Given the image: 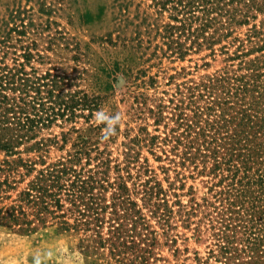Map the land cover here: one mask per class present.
<instances>
[{
	"label": "trees",
	"instance_id": "16d2710c",
	"mask_svg": "<svg viewBox=\"0 0 264 264\" xmlns=\"http://www.w3.org/2000/svg\"><path fill=\"white\" fill-rule=\"evenodd\" d=\"M148 6L172 54L205 49L224 65L164 90L147 108L162 134L142 127L117 155L115 136L102 139L103 125L91 120L98 97L39 50L0 34V227L73 231L115 264H159L158 249L184 235L179 226L205 242L203 254L193 250L180 264H264V0ZM144 147L164 160L163 176L141 159ZM197 175L208 176L207 194L183 202ZM181 251L187 246H174Z\"/></svg>",
	"mask_w": 264,
	"mask_h": 264
},
{
	"label": "rangeland",
	"instance_id": "374dc122",
	"mask_svg": "<svg viewBox=\"0 0 264 264\" xmlns=\"http://www.w3.org/2000/svg\"><path fill=\"white\" fill-rule=\"evenodd\" d=\"M148 4L149 0H0L2 38L9 39L16 48L29 45L33 52L39 50L53 64L65 68L80 88L98 97L97 110L124 114L122 126L109 142L114 155L142 127L150 134H162L161 125L155 130L147 108L164 90L170 92L175 84L224 65L221 55L212 58L205 49L190 52L183 59L172 54L167 40L154 31ZM59 129L55 126L53 132ZM140 151L141 159L147 157L158 176H163L158 166L164 160H157L147 147ZM153 151L160 154L159 149ZM59 153L51 150V155ZM207 178H187L183 191L192 184L194 192L183 194L181 200L186 202L193 195L201 201L210 184L203 181ZM176 232L184 235L177 237L175 245L158 249L164 258L159 264L189 262L184 257L192 256L193 250L204 253V241H194L191 233L179 226ZM174 246H187L188 251L174 255ZM37 260L40 264H115L106 250H91L73 231L20 233L0 227V264H36Z\"/></svg>",
	"mask_w": 264,
	"mask_h": 264
},
{
	"label": "clouds",
	"instance_id": "9594fccd",
	"mask_svg": "<svg viewBox=\"0 0 264 264\" xmlns=\"http://www.w3.org/2000/svg\"><path fill=\"white\" fill-rule=\"evenodd\" d=\"M93 118L98 126L103 125L102 139L107 140L117 134L118 129L122 126L124 114L119 111L111 113L100 109L93 114ZM36 264H40L39 260L36 261Z\"/></svg>",
	"mask_w": 264,
	"mask_h": 264
}]
</instances>
